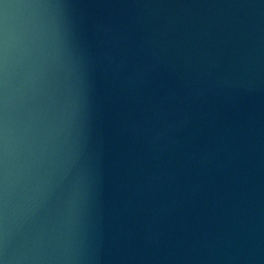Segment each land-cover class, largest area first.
<instances>
[{
	"label": "water",
	"instance_id": "95a60500",
	"mask_svg": "<svg viewBox=\"0 0 264 264\" xmlns=\"http://www.w3.org/2000/svg\"><path fill=\"white\" fill-rule=\"evenodd\" d=\"M0 264H264V0H0Z\"/></svg>",
	"mask_w": 264,
	"mask_h": 264
}]
</instances>
